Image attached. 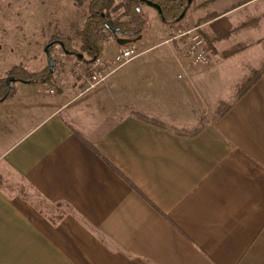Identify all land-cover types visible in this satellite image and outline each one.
Instances as JSON below:
<instances>
[{
  "label": "crops",
  "instance_id": "obj_1",
  "mask_svg": "<svg viewBox=\"0 0 264 264\" xmlns=\"http://www.w3.org/2000/svg\"><path fill=\"white\" fill-rule=\"evenodd\" d=\"M203 1L154 44L103 49L141 51L103 84L65 69L55 95L18 81L0 100V177L58 206L0 185V264H264V72L238 95L264 0ZM174 25L199 28L208 65L165 42Z\"/></svg>",
  "mask_w": 264,
  "mask_h": 264
},
{
  "label": "rangeland",
  "instance_id": "obj_2",
  "mask_svg": "<svg viewBox=\"0 0 264 264\" xmlns=\"http://www.w3.org/2000/svg\"><path fill=\"white\" fill-rule=\"evenodd\" d=\"M91 1L92 0H0V78H3L5 81L6 78L10 77L9 72L15 67H21L32 72L45 70L49 66L47 55L44 50L45 46L52 39L57 37L68 43L72 49H78L81 31L89 12ZM191 1L192 0H186L188 6L191 5ZM195 1L196 0H193V8ZM207 1L210 2L211 0ZM205 2L206 0L200 5H206ZM138 8L145 22L144 28L140 33V39L135 41L134 39H127L120 36L118 40L114 38L106 42L103 49H111L114 44L134 42L138 46L142 44H154V41L159 38L158 36L166 32V24L162 20L157 8L149 4L148 0L141 1ZM147 28H149L148 31L146 30ZM168 37L166 39H168ZM165 42L167 41L165 40ZM161 49L163 50L164 48L160 47L158 50ZM59 50L63 49L58 44L53 45L50 50V54L55 61L56 54ZM180 52H182V56L185 57L183 48H181ZM69 58H71V60ZM86 62L87 60H78L76 55L71 54L69 57L67 54L64 61H59L58 64L54 65L51 83L46 84L37 82L29 83L28 85L31 86V90L34 92L36 91L35 84H38L39 88L53 87L55 92L51 95H55L58 90L61 89L60 85H62L63 88L66 85L65 79L62 77L65 69L67 80H70V78L72 79V76L74 79L75 77L81 79L74 70V67L76 65H84ZM263 65L264 59L250 79L253 78ZM248 80H246V82ZM81 83L84 89L85 85L82 81ZM10 84L14 91V84L18 86L20 83H18V81H11ZM7 117L9 116L6 115V118ZM10 141L11 138L7 137L6 143ZM0 185L8 189V191L25 193L27 197L31 198L33 203L41 206L45 210L50 209L51 211L52 208L53 210L58 209V206L55 204L47 205L45 201L40 199V197L31 191L21 180L15 181L13 179H4L0 177ZM48 206H50V208Z\"/></svg>",
  "mask_w": 264,
  "mask_h": 264
},
{
  "label": "trees",
  "instance_id": "obj_3",
  "mask_svg": "<svg viewBox=\"0 0 264 264\" xmlns=\"http://www.w3.org/2000/svg\"><path fill=\"white\" fill-rule=\"evenodd\" d=\"M144 0H92L89 12L80 35L78 49L72 47L59 37L52 41H61L62 49L68 53L76 55L81 61H89L99 56L104 48V44L117 37H134L141 33L145 22L139 12L138 5ZM159 5L162 20L173 25L183 18L182 13L188 5L186 0H148ZM206 1L205 3H208ZM182 15V16H181ZM52 48V47H51ZM50 48V50H51ZM81 55V57H79ZM54 69V68H53ZM264 72L263 67L256 72L253 78L249 79L239 90L238 95L248 89ZM53 71L49 66L39 72H32L21 67H15L9 72V76L14 77V81L24 83H51ZM12 85L8 87L3 78H0V100L12 93ZM225 110V109H224Z\"/></svg>",
  "mask_w": 264,
  "mask_h": 264
},
{
  "label": "built area",
  "instance_id": "obj_4",
  "mask_svg": "<svg viewBox=\"0 0 264 264\" xmlns=\"http://www.w3.org/2000/svg\"><path fill=\"white\" fill-rule=\"evenodd\" d=\"M184 39L183 52L186 60L194 66H206L209 64L210 46L199 32L197 26H177L174 25L170 31L167 42ZM141 54L134 45L120 46L109 58H104L101 54L84 65H76L74 70L84 83V91L92 89L104 82L107 78L132 59ZM67 53L59 50L56 54V61H64ZM55 61V64L58 62ZM180 77V75H179ZM48 94H54L53 87H40Z\"/></svg>",
  "mask_w": 264,
  "mask_h": 264
},
{
  "label": "water",
  "instance_id": "obj_5",
  "mask_svg": "<svg viewBox=\"0 0 264 264\" xmlns=\"http://www.w3.org/2000/svg\"><path fill=\"white\" fill-rule=\"evenodd\" d=\"M149 4L153 5L155 8H157L158 12H160V7L158 4L152 2V1H148ZM182 15H184V12L182 13ZM181 15V16H182ZM55 44H58L60 46H62V42L61 41H52V42H49L46 46H45V53L47 55V59H48V62H49V69L50 71H53V68H54V65H55V60L53 59V57L51 56L50 54V48L55 45ZM79 57H81V55H79ZM14 77L10 76L8 78L5 79V83H6V86L8 87L10 85V82L11 81H14Z\"/></svg>",
  "mask_w": 264,
  "mask_h": 264
}]
</instances>
